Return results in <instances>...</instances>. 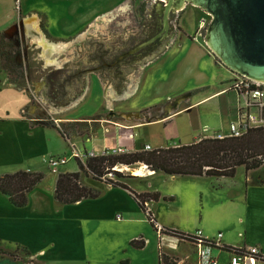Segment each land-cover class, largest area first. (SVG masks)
I'll list each match as a JSON object with an SVG mask.
<instances>
[{
  "label": "rangeland",
  "instance_id": "obj_1",
  "mask_svg": "<svg viewBox=\"0 0 264 264\" xmlns=\"http://www.w3.org/2000/svg\"><path fill=\"white\" fill-rule=\"evenodd\" d=\"M156 1L159 0H0V90L11 84L28 93L29 102L22 108L24 112L21 115L32 118L34 123L47 126L53 122L67 131L75 127L76 137L72 138V135V139L70 138L72 144L52 138L51 147L56 154L71 155L74 149L72 145L76 150L86 149V136L97 134L101 129L100 123L93 121L59 122L58 119L99 113L103 101H118L132 85L139 84L140 90L125 106L135 107L137 110L128 112L130 117L127 121L117 119L125 124L138 123L140 119L143 122L159 121L162 118H159L161 114L156 111V105L175 103L179 96H182L183 101L189 97L194 103L200 98V92L206 93V88H202L203 91L200 88L211 84L209 79H220L218 85L221 84V88L233 79L232 72L217 57L215 58L222 65L218 69V76L208 69V62L200 65L198 45L191 44L189 38L178 34L180 30L187 32L191 39H196L198 43L202 40L209 49L205 37L212 17L206 11L188 3L177 9L175 18L170 19L168 36L155 42L154 48L148 53L144 49V55L135 54L125 58L119 71L112 67H102L104 60L110 62L122 51L133 49L140 42L151 38ZM116 5L119 6L112 9ZM106 9L111 10L105 11ZM177 34L178 37L171 43ZM58 67H67L70 72L81 70L80 73L84 75V83L76 81L70 86L66 85L71 94L75 95L70 97L71 101L73 98L74 100L64 109L55 107L56 104L49 98V87L46 83L47 74ZM202 68L205 71L201 73ZM213 71L217 69L213 68ZM10 78L17 82L10 83ZM88 84L90 88L85 93ZM7 89L9 92L8 87ZM17 92L16 89L10 90L14 112L15 109L18 110L21 102V95ZM229 92L183 110L169 122L159 121L135 128L137 143L146 141L165 147L193 142L200 135L203 123L218 122V112L232 106L235 108L236 95ZM76 98L78 103L74 106ZM103 116L111 117L109 113L99 115ZM226 118L224 115L223 120ZM46 166L41 172L45 175L42 181L47 184L52 183L60 173L54 174L47 164ZM138 166L140 164L129 167L128 171L120 169L126 175L121 180L134 182L131 179L134 174L131 172ZM117 167L122 168L120 165ZM77 169V159L72 157L59 168V172H74ZM259 171L264 173V167ZM243 173V168H240L235 175L240 183ZM90 178L82 175L84 183L91 182L93 178ZM105 178L110 177L107 175ZM112 179L118 180L114 174ZM220 179L221 181H217V177H195V185L186 183L189 185L187 187L181 184L170 186L168 182L160 179L161 190L173 189L183 196L179 205L187 211V216L192 217H162L164 225H191L200 222V212L205 211L208 215L210 203L217 194L222 195L216 189L218 183L225 180L221 177ZM208 222L213 225L211 221ZM82 225L87 243L96 248L123 249L124 257L129 258L131 264L152 259L160 237L145 215L132 222L94 218ZM131 233H137V240H144L143 248L130 244L128 238ZM187 251H192V248ZM178 252L186 253L182 247ZM193 257L197 258V253L194 252Z\"/></svg>",
  "mask_w": 264,
  "mask_h": 264
},
{
  "label": "crops",
  "instance_id": "obj_2",
  "mask_svg": "<svg viewBox=\"0 0 264 264\" xmlns=\"http://www.w3.org/2000/svg\"><path fill=\"white\" fill-rule=\"evenodd\" d=\"M119 5L112 7V9ZM108 10L111 9L105 11ZM178 34L185 35L189 38L188 41L191 44L198 45L200 65L208 62V69L218 76V69L222 65L216 60L212 52L206 48L203 41L196 42V39H191L192 37H189V34L182 30ZM178 34L172 39L171 43L176 40ZM62 68L58 67L56 69ZM213 68H216L217 71H213ZM203 71H205L204 68L201 69V73ZM219 80L215 77L209 79L208 81L211 84L200 88V91H203L202 88H206V93L200 92V98L194 103L191 102L189 97H186L183 101L181 100L182 96H179L175 103L156 105L155 108L158 107L156 111L161 114L159 118H162L159 121L169 122L183 110L195 105L198 106V104L201 105L205 100L221 94L230 93L229 91L225 92L228 85H224L223 88L220 87L221 84L218 85ZM138 86L139 84L132 85V90L128 89L124 93V95L129 94L118 101L113 103L107 100L103 101L102 110L99 113L90 116H67L65 119H58L59 122L93 121L100 123L101 129L97 134L86 136L88 143L86 149H77V151H94L96 154H102L104 150L119 149V152L141 150L145 149L146 145H149L151 149L161 147L146 141L137 143L136 133L134 132L135 128L149 126L150 123L159 122L158 120L143 122L140 119L138 123L134 124H125L117 120L122 118L127 121L130 117L128 112L137 110L135 107H126L125 103L133 100L139 93L140 88ZM7 87L0 90V175L18 170L41 172L44 168H47L48 158L56 154L51 147L52 138H56L63 143L67 141L72 144L71 139L75 138L76 134L73 137L71 136V139H65L56 127L40 125L34 123L35 121L32 118L23 117L21 115V112H24L22 108L28 104L29 94L11 84H8ZM89 88L88 84L85 93H87V90L89 91ZM11 89H16L17 94L21 95V102L15 112L10 101ZM77 103L76 98L73 103L74 106ZM70 104L67 106H54L64 109L69 107ZM103 113H109L111 117H99ZM116 115L117 117H115ZM224 115L227 116L225 120H223ZM234 115L233 106L221 110L217 115L218 122L213 124L203 123L200 135L193 141H197L205 135H210L209 131H204L205 127L211 132L228 131L229 123L234 119ZM72 147L73 150H76L74 145ZM60 154L62 153L56 155ZM138 167L133 169L135 170ZM263 167L264 164L259 168L246 171L243 166H239L236 173L240 168H243L242 183L236 180L235 176L221 177L225 180L222 183L219 182L216 189L222 195L217 194L213 202L210 203L208 215L205 211L200 212V222L191 225L171 224L166 226L161 221L162 217H185L189 219L192 217L191 215L187 216V211L179 205L183 196L173 191V189H170V191L161 190L159 187L160 179L166 183L168 182L170 186L181 184L187 187L189 185L186 183L195 185V177L200 176L169 175L164 172L142 176L131 172L134 174L131 179L135 181H122L137 193L159 192L162 197H165L158 201L147 202L148 210L152 213L159 227L175 229L190 235H194L195 231L200 229L208 239H214L218 233H222L221 242L224 248L214 250V255L218 257L219 264H228L230 254L226 248L244 249L258 246L264 255V173L259 171ZM62 172L67 171L62 170L52 173L59 174ZM57 177L52 183L48 182L46 184L41 181L30 191L28 203L23 207L13 205L8 196L0 192V264H131L130 259L124 257L125 250L123 249H118V247L96 248L90 245L89 242L87 243L82 224L90 222L94 218H113L116 221L132 222L141 218V215L142 217L146 216L132 193L121 187H115L90 178L92 181H87L86 184L100 189L101 195L99 197L82 199L71 204H59L54 198ZM217 178H219L217 181H221L220 177ZM222 188L224 190L221 191ZM226 188L228 190H225ZM117 214H122L123 219L117 220ZM208 221H211L213 225ZM129 236V242L137 239L135 238L137 233H131ZM181 247L186 251L185 254L178 252ZM190 248H192V251L188 252L187 250ZM154 251L152 259H146L139 264H160L161 251L174 257L175 260H184L189 255V259L185 262L187 264H196L198 260V258L193 257L196 250L192 243L180 242L177 237L166 234H163L162 239L159 237ZM2 252H10L15 256ZM257 264H264V261Z\"/></svg>",
  "mask_w": 264,
  "mask_h": 264
},
{
  "label": "trees",
  "instance_id": "obj_3",
  "mask_svg": "<svg viewBox=\"0 0 264 264\" xmlns=\"http://www.w3.org/2000/svg\"><path fill=\"white\" fill-rule=\"evenodd\" d=\"M157 29L161 26L155 23ZM155 34L154 29L150 37ZM115 59H112V61ZM217 60V59H216ZM101 59V63H102ZM112 61L108 62L111 63ZM106 62L105 60L103 63ZM122 64V63H121ZM102 67L107 68L105 64ZM81 70L70 72L67 67L50 71L46 76L49 87V98L58 106H67L72 92L67 88L69 85L79 81L84 83V75ZM10 83L17 81L10 78ZM74 93V92H73ZM50 126L56 127L65 139L76 134L75 127L69 131L60 128L51 122ZM78 171L60 173L56 180L54 198L59 204H71L82 199L97 198L101 190L87 185L82 181L84 177L103 181L115 187H121L132 193L141 209L146 213L151 226L158 232V225L152 213L148 210L147 202L158 201L162 197L159 192L137 193L121 180L126 176L116 166H135L145 164L155 172H164L169 175H194L208 177H234L237 168L243 166L246 171L259 168L264 164V128L249 129L239 137L227 136L224 138L201 137L197 141L187 144H179L158 147L151 150H134L119 153H102L88 157L84 162L78 158ZM113 173L118 180L105 178L108 173ZM44 173L27 170H18L13 173L0 175V192L8 196L11 203L23 207L28 203V195L43 179ZM160 232L173 237L179 241L192 242L193 235L181 231L161 227ZM130 244L136 248H143L144 240L133 239ZM239 251L236 248H226ZM11 256L15 254L2 252ZM175 258L161 251L160 264H174Z\"/></svg>",
  "mask_w": 264,
  "mask_h": 264
},
{
  "label": "water",
  "instance_id": "obj_4",
  "mask_svg": "<svg viewBox=\"0 0 264 264\" xmlns=\"http://www.w3.org/2000/svg\"><path fill=\"white\" fill-rule=\"evenodd\" d=\"M159 1L155 2V6L163 13L162 31L141 42L126 55L166 38L170 19L175 18L177 9L188 3L211 15L205 42L219 62L230 71L264 81V0Z\"/></svg>",
  "mask_w": 264,
  "mask_h": 264
},
{
  "label": "built area",
  "instance_id": "obj_5",
  "mask_svg": "<svg viewBox=\"0 0 264 264\" xmlns=\"http://www.w3.org/2000/svg\"><path fill=\"white\" fill-rule=\"evenodd\" d=\"M233 79L228 84L225 91H231L236 95V105L234 108V119L229 123L228 131L214 132L208 130L207 127L204 131L210 132V135L205 137H217L224 138L227 136L239 137L245 134L249 129L264 128V81L256 80L245 76L244 74L231 71ZM145 150H151L149 145L145 146ZM119 149L104 150L103 153H118ZM94 151L79 152L73 150L71 155H55L51 156L47 160V165L52 172H58L59 168L67 163L72 157L78 158L83 162L92 156H96ZM114 170H120L118 167H114ZM121 171V170H120ZM110 178H113V173L107 174ZM117 220L123 219L122 214H117ZM161 227L158 226V234L160 238H163V234L160 232ZM222 233H218L214 239H208L205 237L200 229L196 230L193 235V241L197 253L196 264H219V259L214 255V250L223 249L221 242ZM179 240V239H178ZM239 249V248H238ZM230 256L228 264H257L264 261V255L261 253L258 246H251L249 248L240 249L239 251L229 250ZM189 259V255L184 260H174V264H183Z\"/></svg>",
  "mask_w": 264,
  "mask_h": 264
},
{
  "label": "flooded vegetation",
  "instance_id": "obj_6",
  "mask_svg": "<svg viewBox=\"0 0 264 264\" xmlns=\"http://www.w3.org/2000/svg\"><path fill=\"white\" fill-rule=\"evenodd\" d=\"M171 14H173V11L170 13V17H171ZM162 17H163L162 11L158 10V8H155V10H154V22H153V29L155 31V34H153L151 37H153L154 35H156V34H158V33H160L162 31V28H163ZM157 22H158L159 25H161L158 29L156 27L157 25L155 24ZM170 24H171V20H170ZM170 28H171V25H170ZM158 41H159V39L156 42H158ZM155 44L156 43L154 42L153 44L148 45L146 48L144 47L141 50L137 51L136 53H132V54H127L126 55V53L128 51H130L132 48L128 49L126 51H122V53L120 55H118L115 58V60H113L111 63L104 62L103 64H105V66H107V68H111L112 67L113 70L119 71L120 70L119 67H120L121 63L124 61L125 58L130 57V56H134L135 54L144 55L145 52L148 53L149 50L153 49ZM144 49H146L145 52L143 51Z\"/></svg>",
  "mask_w": 264,
  "mask_h": 264
},
{
  "label": "bare ground",
  "instance_id": "obj_7",
  "mask_svg": "<svg viewBox=\"0 0 264 264\" xmlns=\"http://www.w3.org/2000/svg\"><path fill=\"white\" fill-rule=\"evenodd\" d=\"M117 167V166H116ZM118 169L128 171L129 167L128 166H122V168L118 167ZM135 174H140L142 176H148L154 174V171L150 170L147 165L145 164H140V166L133 171ZM147 174V175H146Z\"/></svg>",
  "mask_w": 264,
  "mask_h": 264
}]
</instances>
